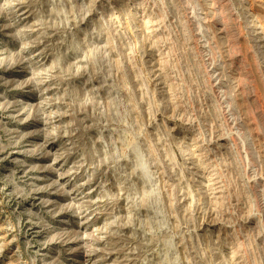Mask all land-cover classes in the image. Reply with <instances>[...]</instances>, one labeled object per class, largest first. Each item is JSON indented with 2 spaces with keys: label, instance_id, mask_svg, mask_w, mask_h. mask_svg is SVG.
I'll list each match as a JSON object with an SVG mask.
<instances>
[{
  "label": "rangeland",
  "instance_id": "1",
  "mask_svg": "<svg viewBox=\"0 0 264 264\" xmlns=\"http://www.w3.org/2000/svg\"><path fill=\"white\" fill-rule=\"evenodd\" d=\"M0 264H264V0H0Z\"/></svg>",
  "mask_w": 264,
  "mask_h": 264
}]
</instances>
